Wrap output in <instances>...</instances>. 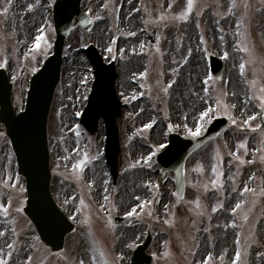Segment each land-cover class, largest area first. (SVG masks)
Here are the masks:
<instances>
[{
  "label": "rangeland",
  "instance_id": "obj_1",
  "mask_svg": "<svg viewBox=\"0 0 264 264\" xmlns=\"http://www.w3.org/2000/svg\"><path fill=\"white\" fill-rule=\"evenodd\" d=\"M54 2L0 0V67H6L16 80L12 98L18 111L25 106L29 78L53 51ZM121 2L83 0L82 8L95 23L88 30L76 28L67 38L62 78L49 114L51 189L76 229L59 254L32 231L23 212L25 179L14 173L15 153L8 137L0 133V206L7 210L0 209V261L128 264L134 249L151 232L147 249L153 256L151 264H236L238 253L243 264H264V195L260 194L264 131L258 99L259 88L264 87V0H193L191 13L187 0H133L127 17ZM28 17L31 22L39 20V28H28ZM149 32L155 42L150 41ZM41 36L36 48V38ZM90 43L106 61L116 60L118 67L116 88L122 114L117 117L121 152L116 182L106 162L104 120H99V130L93 135L80 122L95 78L86 51ZM245 47L249 52L242 50ZM211 50L225 62L220 80L210 70ZM76 58L82 66L73 74L70 66ZM193 58L201 62L202 73L193 86L186 76V106L175 113L173 85ZM241 64L245 65L243 73ZM232 74L240 80L243 93L231 87ZM122 81L133 90H123ZM242 99L246 107L240 110ZM146 108L152 114L147 119L142 114ZM209 108L214 115L202 121V113ZM220 115L231 117L230 126L188 157L186 192L179 198L174 172L162 169L156 153L168 142L169 131L192 137L189 129L195 131L203 124V132ZM251 116L257 118L249 121ZM156 124L161 132L154 136ZM85 157L87 163L81 170L77 165ZM137 170L148 177L132 181ZM131 195L133 205L128 203ZM237 203L242 207L234 211ZM133 209L135 214L129 215ZM115 215L136 219L116 225Z\"/></svg>",
  "mask_w": 264,
  "mask_h": 264
},
{
  "label": "water",
  "instance_id": "obj_2",
  "mask_svg": "<svg viewBox=\"0 0 264 264\" xmlns=\"http://www.w3.org/2000/svg\"><path fill=\"white\" fill-rule=\"evenodd\" d=\"M82 0H59L55 7L57 39L55 52L45 67L32 78L30 95L26 109L16 114L11 102V84L5 72L0 70V122L5 123L17 153L20 170L26 177L28 199L25 213L34 222L41 239L54 252L63 250L66 235L75 225L60 209L50 191L51 170L47 138V123L54 91L61 77L62 51L65 39L77 25L88 29L93 20L81 8ZM77 17V19H75ZM88 51L96 67V79L89 104L83 116V122L94 133L98 120L102 116L107 127V156L117 174V158L120 150L117 115L121 114V102L115 89L117 75L115 61L106 63L94 45ZM212 71L221 78L223 61L217 56L211 57ZM264 109L260 113L263 120ZM228 126L226 117L215 118L206 132L198 137L183 138L178 133L169 135L170 143L158 154L159 162L176 172V185L180 196L185 191V161L188 155L208 139ZM133 217H116L117 223L130 222ZM150 239L140 245L131 264L150 263L151 257L145 253Z\"/></svg>",
  "mask_w": 264,
  "mask_h": 264
},
{
  "label": "bare ground",
  "instance_id": "obj_3",
  "mask_svg": "<svg viewBox=\"0 0 264 264\" xmlns=\"http://www.w3.org/2000/svg\"><path fill=\"white\" fill-rule=\"evenodd\" d=\"M122 14L124 17H127V13H129L131 11V8L133 6V0H122ZM16 8L19 10L21 8V5L18 4L16 6ZM31 17V15H30ZM28 19V28L31 27V29H37L40 26V22L39 20L35 23L31 22V19L29 21V17ZM36 19V17H35ZM102 30V28H101ZM82 66V63L80 62L79 59H74V61L71 63V68L70 70L73 72V74H76L80 71V67ZM185 67H188V69H186L184 71V69L180 72V76L177 82H175V84L173 85V89H172V93L174 95V98L171 102V108L173 110V112L177 113L182 111V109L186 106V100H185V91H188V87L189 84H195L196 82V78L202 73V66H201V62L197 59V58H193ZM190 70V73L188 74V71ZM72 74V75H73ZM186 76H189V80L191 81V83L188 84L187 78ZM187 84V85H186ZM122 85V89L125 90L126 92L128 90H133V87L131 86V84L129 83H125V81L121 82ZM193 86V85H192ZM231 87L232 88H236L238 89L241 93H243L242 91V84L240 83V80L238 79L237 75L232 74L231 75ZM192 95H195L194 90L192 91ZM239 105V109L243 110V108L246 107V104L244 102V99H242V102L238 103ZM195 110H197V112L200 110V106L199 105H195L194 107ZM144 118H148L151 117V111L149 108H146L143 112H142ZM161 132V126L159 124H156L152 130V134L155 136L158 133ZM139 148L140 146L137 147L136 151L139 152ZM96 173L101 176V172H100V167H97ZM137 177V179L134 180V177ZM148 173L146 174H141V171L137 170L136 174H133V180L132 181H136L139 180V178L141 177H148ZM102 178V177H101ZM99 178L100 181V187H103V183H102V179ZM130 201L128 202L129 204H132L131 199H133V195L130 196ZM133 205V204H132Z\"/></svg>",
  "mask_w": 264,
  "mask_h": 264
},
{
  "label": "snow or ice",
  "instance_id": "obj_4",
  "mask_svg": "<svg viewBox=\"0 0 264 264\" xmlns=\"http://www.w3.org/2000/svg\"><path fill=\"white\" fill-rule=\"evenodd\" d=\"M235 6H236V5L233 4V7H235ZM192 8H193V0H187V12H188V13H191ZM5 11H7V9H5ZM97 19H100V17H97ZM162 19H163V17H162ZM42 39H43L42 36L36 38V48H39V47H40V41H41ZM242 50L245 51V52H249V49H248L247 47L243 48ZM225 58H227V53H225ZM240 68H241V72L243 73L244 70H245V65H244V64H241ZM254 87H255V85H254ZM164 91L166 92V91H167V88H165ZM259 91H260V93H261V95L258 97V99H259L260 102H261V103H260V107H261V109H264V87H260V88H259ZM218 107H219V105H218ZM233 107H234V106H233ZM210 113H212V109H211V108H209L207 111H204V112L202 113L200 119L203 121L206 117H209ZM212 114L214 115V113H212ZM229 118L231 119V117H229ZM256 118H257L256 116H251V117H249V121H253V120H255ZM249 121H245V123L247 124V123H249ZM233 123L235 124L236 121L233 120ZM148 127H151V125H148ZM202 128H203V124H201V126L198 127L195 131H192L191 129H189V131L191 132L192 136L195 137V136H199V135H201ZM251 130H252L253 132L257 131L256 128H252ZM261 131H264V129H261ZM241 147H246V146L242 144ZM237 158L239 159V157H237ZM86 163H87V157H85V159L82 160V161L80 162V164L77 165V167H79L81 170H83V167H84V165H85ZM249 191H250L249 188H247V187L244 188V192H245V193H248ZM260 194H261V195H264V188L261 189ZM253 195H255V192H253ZM137 199H139V198H137ZM222 206H223V205H221V207H222ZM241 207H242L241 204H240V203H237V204L235 205V209H234V211H235V210H239V209H241ZM0 209H2V206H0ZM2 210L7 211L6 209H2ZM135 212H136V210L133 209L131 212H129V215H134ZM243 219H244V220H247V219H248L247 214L244 215ZM235 226H236V225L234 224L233 227H235ZM208 259H209V261H211L212 257H209ZM0 264H4V261H0ZM236 264H243V261L241 260V256H240L239 253H238L237 256H236Z\"/></svg>",
  "mask_w": 264,
  "mask_h": 264
}]
</instances>
